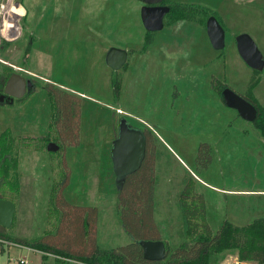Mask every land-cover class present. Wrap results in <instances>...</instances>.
Returning <instances> with one entry per match:
<instances>
[{
	"label": "rangeland",
	"instance_id": "1",
	"mask_svg": "<svg viewBox=\"0 0 264 264\" xmlns=\"http://www.w3.org/2000/svg\"><path fill=\"white\" fill-rule=\"evenodd\" d=\"M16 2L24 10L22 18L12 12ZM164 2L196 9L189 19L191 30H180L179 23L170 26L176 19L166 14L165 27L152 32L156 42L145 52L141 0H13L11 4L0 0V73L20 68L34 82L33 91L21 102L0 107V131L8 130L10 145L8 183L1 189L15 205L7 227L11 236L34 238L54 228L49 198L55 187L70 204L96 208L93 229L101 248L131 242L115 211L111 158L122 119L139 130L149 129L155 138L154 217L163 241L176 245L182 239L179 201L187 181L203 195L212 230L225 219L244 225L264 217V194L221 192L202 185L190 171L218 189H264L263 137L211 87V78H217L264 107V68L256 72L248 66L236 46V37L248 34L264 56V0ZM205 3L214 9L197 5ZM205 8L224 29L220 49L208 38ZM28 36L31 51L25 57ZM113 46L128 51L126 63L116 71L105 62ZM113 76L120 80L118 97ZM46 81L78 98L77 143L58 151L46 149L49 141H40L35 149L33 142L24 147L17 138L21 134L53 138L48 127L50 101L42 87ZM202 142L209 144L211 155L204 168L196 163ZM7 243L0 242V264H5L7 254L27 264H81L41 257ZM233 254L223 253L222 264L232 262Z\"/></svg>",
	"mask_w": 264,
	"mask_h": 264
},
{
	"label": "trees",
	"instance_id": "2",
	"mask_svg": "<svg viewBox=\"0 0 264 264\" xmlns=\"http://www.w3.org/2000/svg\"><path fill=\"white\" fill-rule=\"evenodd\" d=\"M170 4L167 14H170L173 19H192L193 13L196 12L192 6L172 2ZM204 10L207 17L215 16L212 10L207 8ZM151 35L152 32L146 31L143 48L146 49L150 44ZM7 75L8 72L0 73V78L4 79ZM112 85L115 96L118 97L120 80L117 76H113ZM42 87L50 101L48 127L55 134L53 138L44 135H21L17 138L24 147L33 142L35 149H39V142L42 140L54 142L59 150L64 145L76 144L78 98L50 82H45ZM211 87L223 102V91L231 90L225 83L213 77ZM248 101L257 109V115L252 123L264 139V107L255 99H248ZM142 132L147 145V156L138 170L129 174L116 186L115 211L123 230L131 237V242L113 248H101L96 243L93 229L96 208L70 204L55 187L51 189L49 198L50 213L56 219L54 228L38 237L24 238L11 236L7 228L0 226V242H12L37 251L42 257L52 255L55 258L81 264H222L221 255L227 251H233L239 261L264 264V217L255 218L246 225H236L225 219L216 230H212L207 222L203 195L196 192L192 183L188 181L181 190L179 201L183 216L181 241L176 245H170L164 241L166 255L160 261L147 260L143 257L139 242L162 240V236L154 217L155 138L149 129ZM7 141L8 130L4 129L0 131V198L2 199L6 198L3 196L1 186L8 183L10 145ZM210 160L209 144L200 143L196 163L204 168ZM15 188L17 189L18 186L15 185Z\"/></svg>",
	"mask_w": 264,
	"mask_h": 264
},
{
	"label": "water",
	"instance_id": "3",
	"mask_svg": "<svg viewBox=\"0 0 264 264\" xmlns=\"http://www.w3.org/2000/svg\"><path fill=\"white\" fill-rule=\"evenodd\" d=\"M141 20L146 31L155 32L164 27V16L169 12L168 5H151L161 0H141ZM206 32L213 47L220 49L224 46V29L215 16H209L206 20ZM237 50L242 59L254 70L261 71L264 68V56L258 49L254 40L245 33L236 37ZM128 51L124 48L111 47L105 54L106 64L114 71L120 69L127 61ZM28 81L17 73L8 76L4 85V93L10 94L11 90L16 96H21L25 91ZM224 102L234 107L238 114L250 122L256 115V107L243 96L225 89L222 93ZM48 151H56L58 145L49 141L46 145ZM146 152V142L142 130L130 127L125 119L120 120L118 137L113 141L111 158L115 175L116 186L125 178L138 170L143 162ZM14 204L0 198V226L7 228L12 221ZM143 257L147 260L160 261L166 255V246L163 240H142Z\"/></svg>",
	"mask_w": 264,
	"mask_h": 264
},
{
	"label": "flooded vegetation",
	"instance_id": "4",
	"mask_svg": "<svg viewBox=\"0 0 264 264\" xmlns=\"http://www.w3.org/2000/svg\"><path fill=\"white\" fill-rule=\"evenodd\" d=\"M8 2L11 4L13 2V0L10 2L8 0ZM143 3V2H142ZM144 4V3H143ZM151 5H168L164 2V0H161L157 3H151ZM13 6V4H12ZM13 12V11H12ZM17 16V15H16ZM31 41H32V37L31 36H28L27 40H26V44H25V48L23 50V55L25 57H28L29 54H30V51H31ZM14 69V70H13ZM13 69L10 68V72H8V75L6 76V78L3 79V77L0 78V107L4 106V105H13L15 103H18V102H21L26 96H28V94H30L32 91H33V81H31L29 78H26L25 76H23V74L20 72L22 71V69L20 68H15L13 67ZM12 73H17V74H20L24 79L25 81H28L29 82V85H26L25 86V91L24 93L21 95V96H16L13 92H15V90L12 88L10 89L11 92L10 94H6L4 93V85H5V81L6 79L8 78V76ZM47 82V81H46ZM51 83V82H50ZM30 92V93H29ZM128 124V123H127ZM130 126V125H129ZM132 127V126H130ZM134 128V127H132ZM21 135H27V134H21ZM19 135V136H21ZM32 135V134H30ZM33 136H36V135H33ZM147 156V145H146V152H145V157L143 159V162L145 160ZM142 162V164H143ZM141 164V165H142ZM2 199V198H1ZM8 200V199H7ZM10 201V200H9ZM12 202V201H11ZM13 203V202H12ZM14 204V203H13ZM14 210H15V205H14ZM14 215V213H13ZM13 218V216H12ZM12 222V221H11Z\"/></svg>",
	"mask_w": 264,
	"mask_h": 264
},
{
	"label": "crops",
	"instance_id": "5",
	"mask_svg": "<svg viewBox=\"0 0 264 264\" xmlns=\"http://www.w3.org/2000/svg\"><path fill=\"white\" fill-rule=\"evenodd\" d=\"M202 3V2H201ZM194 4V3H193ZM205 4H207V5H204V4H197V5H199V6H205V7H208V8H210V9H214V6L213 5H211V4H208V3H205ZM191 5V4H190ZM186 22H187V24H186ZM179 23V24H178ZM191 23V21L189 20V19H176V20H174L173 22H171L170 23V26H172V25H176V24H178V28L180 29V30H183V31H185V32H189L190 30H191V27H192V24H190ZM195 25H197V26H200V25H198V24H195ZM164 27H165V25H164ZM163 27V28H164ZM200 27H202V26H200ZM162 28V29H163ZM161 29V30H162ZM157 37V36H156ZM161 37V36H160ZM162 38V37H161ZM145 39V38H144ZM156 39L157 38H155V36L153 35V37H152V39H151V42H150V44L148 45V47H147V49L145 50V52L147 51H149L150 50V47H152L153 45H154V43L156 42ZM120 111H122L121 109H120ZM186 166V165H185ZM191 171V173L193 174V176H195L197 179H198V181L202 184V185H205V186H208V187H211V188H215V189H217V190H219V191H221V192H226V193H238V194H251V193H257V194H259V195H263L264 194V189H261V190H248V189H238V190H226V189H218V188H216V187H214V186H212V185H210V184H208V183H206L205 181H203L202 180V178H200L197 174H195L192 170H190ZM206 215H207V222L209 221L208 220V215H209V213H208V211L206 210ZM228 221H230V220H228ZM253 221V220H252ZM252 221H250V222H252ZM231 223H233V224H236V221H230ZM249 222V223H250ZM209 223V222H208ZM248 224V223H247ZM210 225V224H209ZM244 225H246V224H244ZM5 243H7V242H5ZM8 244V243H7ZM17 246V245H16ZM31 250V249H30ZM31 251H34V250H31ZM34 252H37V251H34ZM40 256H41V254L39 253V252H37ZM42 257V256H41ZM231 259H232V262H230V263H227V264H256V263H254V262H249V261H239L238 259H237V256L235 255V254H233V255H231ZM24 260V259H23ZM25 261V260H24ZM72 262H74V261H72ZM25 264H27V262L25 261Z\"/></svg>",
	"mask_w": 264,
	"mask_h": 264
},
{
	"label": "built area",
	"instance_id": "6",
	"mask_svg": "<svg viewBox=\"0 0 264 264\" xmlns=\"http://www.w3.org/2000/svg\"><path fill=\"white\" fill-rule=\"evenodd\" d=\"M5 264H25V261L21 258H16L7 254Z\"/></svg>",
	"mask_w": 264,
	"mask_h": 264
},
{
	"label": "bare ground",
	"instance_id": "7",
	"mask_svg": "<svg viewBox=\"0 0 264 264\" xmlns=\"http://www.w3.org/2000/svg\"><path fill=\"white\" fill-rule=\"evenodd\" d=\"M9 1L11 2L12 0ZM12 11L15 15H17V18H22L24 10L18 2L13 4Z\"/></svg>",
	"mask_w": 264,
	"mask_h": 264
}]
</instances>
